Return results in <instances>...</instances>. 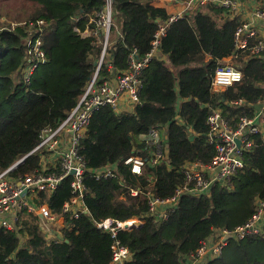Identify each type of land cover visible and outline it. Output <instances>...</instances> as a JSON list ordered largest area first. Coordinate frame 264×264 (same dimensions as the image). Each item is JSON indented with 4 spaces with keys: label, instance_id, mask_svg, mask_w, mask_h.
<instances>
[{
    "label": "trees",
    "instance_id": "16d2710c",
    "mask_svg": "<svg viewBox=\"0 0 264 264\" xmlns=\"http://www.w3.org/2000/svg\"><path fill=\"white\" fill-rule=\"evenodd\" d=\"M22 3L26 21L45 22L41 48L46 61L26 80L21 75L27 58L25 26L0 28V172L22 160L14 177L40 169V155L31 152L41 132L65 118L89 82L100 48L95 37L83 33L93 29L91 22L104 6V0ZM113 11L120 37L113 40L109 54L112 71L118 72L128 67L132 51L138 57L150 51L159 24L167 23L169 15L150 0H114ZM225 11L208 3L167 25L159 46L167 62L155 57L143 70L134 110L118 114L104 106L91 116L78 149L87 168L86 214L66 219L70 227L59 242L48 241L38 216L26 214L17 231L0 230V264H107L113 239L96 226L107 219L143 223L116 233L131 253L125 264H187L215 232L234 230L252 218L256 201H264V141L259 135L253 136L254 146L244 154V168L226 184H215L209 197L183 196L167 219L155 221L148 215L145 195L150 190L161 199L171 197L182 183L180 168L185 162H210L214 154L206 144L210 108H221L225 118L236 122L241 115L250 116L249 110L264 96V61L245 57L247 53L236 58L241 81L223 92L210 91L218 63L235 53L234 32L240 22L225 17ZM38 33L34 29L32 38ZM102 70L107 76L109 70L105 66ZM239 100L245 104L228 105ZM177 116L185 127L175 121ZM161 127L167 133L166 160L147 163L141 176L132 174L124 160L148 156L143 140ZM107 164L118 166L124 184L93 178L90 170ZM71 178L63 179L51 194L40 193L52 213L59 214L70 199ZM131 190L139 193L133 196ZM203 264H264V224L259 234L229 239L215 259Z\"/></svg>",
    "mask_w": 264,
    "mask_h": 264
},
{
    "label": "built area",
    "instance_id": "2783aa9c",
    "mask_svg": "<svg viewBox=\"0 0 264 264\" xmlns=\"http://www.w3.org/2000/svg\"><path fill=\"white\" fill-rule=\"evenodd\" d=\"M113 1L104 0L103 8L91 22L93 29L83 33L85 37H95L100 48L93 75L76 106L55 128H47L41 132L39 143L31 152L40 155V169L30 175L14 177L12 172L22 162L19 160L0 172V230L17 231L23 217L26 214H34L40 220L41 233L44 237L48 241L59 242L65 236V229L70 227L66 219H77L81 214H86L84 206L86 188L83 178L87 168L78 149L91 116L95 110L104 106H110L118 114H121L120 110L123 106L131 109V112L134 110L139 103V91L143 84L142 72L151 59L161 54L160 41L167 25L184 17L181 14L169 16L167 23L159 24L150 51L143 57H138L136 51H132L128 57V67L123 71L113 72L109 49L113 45L115 36L120 37L119 27L114 21ZM213 1H218L226 10L235 9V5L229 0H186L185 6L190 9ZM253 2L255 8L250 20L240 22L234 32L235 53L229 57L234 60L238 55L247 53L245 57L264 61V37L258 34L256 27L257 23L264 24V0H253ZM21 25L25 26L27 34L25 43L27 58L21 69V75L28 80L33 70L46 61L41 48L45 22L26 21ZM34 29L39 32L36 39L31 35ZM221 62L211 75L210 91L213 93L223 92L242 79L240 69L232 65L222 66ZM104 66L109 70L107 76L101 75ZM244 104L242 100L228 102L229 106ZM247 107L254 106L247 104ZM249 112H252L250 116L241 115L237 117L236 122H233L225 118L221 108H210L206 119L208 127L206 144L212 146L214 150L210 162L207 164L200 161L185 162L180 168L182 183L169 198L161 199L148 190L145 194L148 215L155 221L165 220L177 209L183 196L209 197L215 184H226L232 176L244 168V154L253 148V136L259 135L264 141V96L257 101L254 110ZM175 121L181 127H185L180 117H175ZM186 131L192 132L187 126ZM64 135H68L66 143L63 141ZM166 141L167 133L164 127L152 129L143 140V144L147 146L145 150L148 151V156L132 155L123 163L129 166L132 174L141 176L147 163L155 165L166 160L168 150ZM71 172L74 174L71 175ZM90 172L95 180L116 179L124 184L117 165L107 164ZM69 176L72 177L71 197L63 204L59 214L52 213L39 195L51 194L62 180ZM130 193L136 196L139 191L131 190ZM256 205V212L246 224L234 230L215 232L202 243L194 255L187 259V264H203L208 259H215L229 239L242 240L247 236L261 233L264 224V201L257 200ZM59 219L64 220V227L58 233L51 232L50 227ZM132 221L139 225L111 219L96 224L98 229L109 233L113 239L107 264H125L131 260L129 249L116 238V233L118 230H128L143 224L138 220Z\"/></svg>",
    "mask_w": 264,
    "mask_h": 264
},
{
    "label": "crops",
    "instance_id": "0c3cea01",
    "mask_svg": "<svg viewBox=\"0 0 264 264\" xmlns=\"http://www.w3.org/2000/svg\"><path fill=\"white\" fill-rule=\"evenodd\" d=\"M150 1L155 7L164 9L169 16H173L175 14H181L182 16H185L187 14H191L193 11H195L196 9L200 7L198 6L195 8L187 9L185 6L186 0H150ZM229 1H231L235 5V9L233 11L225 9L226 10L224 13L225 17H228L229 19H236L238 22L250 20L252 16V12L255 8V3L253 2V0H229ZM209 4H215L219 7H222L218 1L209 2ZM256 27H257L258 34L264 37V24L257 23ZM157 59L167 62V58L162 54L158 55ZM129 112H131V109H129L126 106H123L122 109L120 110L121 114L129 113ZM67 138H68V135L63 136V141L65 143H66ZM63 227H64V220L59 219L50 228L52 229L51 232L58 233V231L61 230Z\"/></svg>",
    "mask_w": 264,
    "mask_h": 264
},
{
    "label": "rangeland",
    "instance_id": "374dc122",
    "mask_svg": "<svg viewBox=\"0 0 264 264\" xmlns=\"http://www.w3.org/2000/svg\"><path fill=\"white\" fill-rule=\"evenodd\" d=\"M24 5L22 0H0V28L6 29L11 28V26L16 27L24 23L26 21L23 17ZM220 65H232L235 67L236 59L234 60L228 57V59L226 58ZM101 75L105 76L103 73Z\"/></svg>",
    "mask_w": 264,
    "mask_h": 264
},
{
    "label": "bare ground",
    "instance_id": "6f19581e",
    "mask_svg": "<svg viewBox=\"0 0 264 264\" xmlns=\"http://www.w3.org/2000/svg\"><path fill=\"white\" fill-rule=\"evenodd\" d=\"M128 224L133 225V224H138V223L135 222V221L130 220V221H128ZM138 225H139V224H138Z\"/></svg>",
    "mask_w": 264,
    "mask_h": 264
},
{
    "label": "water",
    "instance_id": "95a60500",
    "mask_svg": "<svg viewBox=\"0 0 264 264\" xmlns=\"http://www.w3.org/2000/svg\"><path fill=\"white\" fill-rule=\"evenodd\" d=\"M114 2V1H113ZM262 88L264 89V86H262ZM237 144H238V142H237ZM74 174V172H71V175H73Z\"/></svg>",
    "mask_w": 264,
    "mask_h": 264
}]
</instances>
